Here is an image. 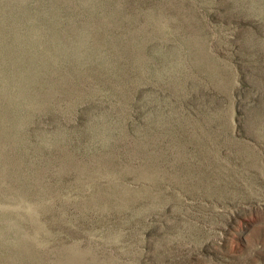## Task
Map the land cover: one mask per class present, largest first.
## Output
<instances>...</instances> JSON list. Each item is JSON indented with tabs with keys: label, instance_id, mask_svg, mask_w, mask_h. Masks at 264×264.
Returning a JSON list of instances; mask_svg holds the SVG:
<instances>
[{
	"label": "rangeland",
	"instance_id": "1",
	"mask_svg": "<svg viewBox=\"0 0 264 264\" xmlns=\"http://www.w3.org/2000/svg\"><path fill=\"white\" fill-rule=\"evenodd\" d=\"M0 264H264V0H0Z\"/></svg>",
	"mask_w": 264,
	"mask_h": 264
}]
</instances>
